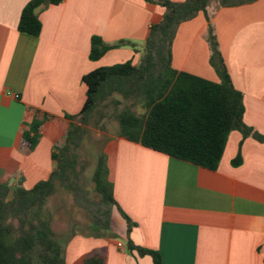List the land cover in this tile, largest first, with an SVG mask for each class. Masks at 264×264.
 I'll use <instances>...</instances> for the list:
<instances>
[{"label": "crops", "instance_id": "0c3cea01", "mask_svg": "<svg viewBox=\"0 0 264 264\" xmlns=\"http://www.w3.org/2000/svg\"><path fill=\"white\" fill-rule=\"evenodd\" d=\"M30 1L0 0V181L11 193L19 186L33 188L55 170L53 154L72 124L67 116L80 114L87 100L84 76L129 62L139 67L150 29L165 14V8L144 0H64L38 9L42 31L34 37L19 31ZM211 3L207 12L221 54L244 96V121L264 135V0L236 7ZM208 25L203 13L180 25L172 67L218 83ZM94 36L107 45L133 46L92 61ZM112 97L123 109L135 102L119 93ZM33 120L41 127L29 149L23 134ZM118 134L109 136L105 163L116 202L136 224L129 234L114 207L128 241L158 252L162 264H264V143L232 132L219 168L211 171ZM239 152L242 163L234 166ZM106 237V244L90 240L87 252L106 246V264H153L151 256ZM65 259L69 264V252Z\"/></svg>", "mask_w": 264, "mask_h": 264}, {"label": "trees", "instance_id": "16d2710c", "mask_svg": "<svg viewBox=\"0 0 264 264\" xmlns=\"http://www.w3.org/2000/svg\"><path fill=\"white\" fill-rule=\"evenodd\" d=\"M63 1L31 0L22 12L19 31L39 37L42 23L38 9L59 5ZM144 1L165 8V14L162 21L150 29L141 65L135 67L129 62L102 67L84 76L87 100L80 114L67 116L72 124L61 147L55 149L53 160L56 167L48 180L31 189L17 187L12 193L0 181V264H67V242L53 231L48 201L58 188L75 195L81 191L78 181L85 167L80 165V152L91 133L90 121L100 104L116 93L135 100L115 115L120 127L118 135L172 158L216 171L232 132L238 131L244 139L252 137L264 143V135L244 121V96L233 85L207 12L213 0ZM218 1L221 7H236L258 0ZM199 13H203L209 23L206 40L210 47V64L219 77L218 83L177 72L172 67V47L178 28ZM125 46L133 44L121 41L107 45L100 37L94 36L90 59L99 61L107 51ZM138 105L142 110L139 114L135 111ZM40 127L41 123L33 120L30 130L23 134V144L29 149L35 147ZM232 163L241 165L240 152ZM108 177L105 155H101L96 161L92 182L100 199L97 204L100 210L105 207L106 212L104 215L92 212L86 231L89 235H97L109 229L110 210L115 207L127 222L130 234L136 224L116 202L105 181ZM91 229L95 231L91 232ZM128 249L136 250L141 256H151L153 264H162L156 251L137 247L131 241H128ZM83 264H106V249L94 250L84 258Z\"/></svg>", "mask_w": 264, "mask_h": 264}, {"label": "rangeland", "instance_id": "374dc122", "mask_svg": "<svg viewBox=\"0 0 264 264\" xmlns=\"http://www.w3.org/2000/svg\"><path fill=\"white\" fill-rule=\"evenodd\" d=\"M211 5L212 7H216L219 5V1L213 0ZM122 109V105L114 104L113 97H109L100 104L90 121L91 133L85 139L84 146L80 152V165L85 167L78 181V187L81 191L78 190L75 195L70 191L68 192L62 188H58L54 196L48 201V211L52 214L51 226L53 231L61 237L62 241L67 242L65 256L68 252L70 253L69 264H82L84 258L94 251L87 252L90 245L89 241L91 240L96 244L97 242H104L106 244L107 234L116 241L124 244L128 249V240L120 233L121 227L118 224V220L120 222L123 221L122 219H116L117 212L115 208L110 210L111 227L105 232L103 231L102 234L97 235H89V232L85 228L91 222L92 212L97 211L102 215L106 212L105 207H101L100 210L97 204L100 199L94 191L95 186L92 182V175L97 159L101 155H105L106 157V146L110 141L109 136L116 135L119 130L115 115ZM135 111L138 114L142 112L139 108H135ZM105 181L113 191L111 181L109 179H105ZM22 188H25V186H22ZM93 230L91 229V232ZM105 248L106 246L102 249ZM86 253L88 254L85 256Z\"/></svg>", "mask_w": 264, "mask_h": 264}, {"label": "built area", "instance_id": "2783aa9c", "mask_svg": "<svg viewBox=\"0 0 264 264\" xmlns=\"http://www.w3.org/2000/svg\"><path fill=\"white\" fill-rule=\"evenodd\" d=\"M118 246H119V248H122V245L121 244H119Z\"/></svg>", "mask_w": 264, "mask_h": 264}]
</instances>
